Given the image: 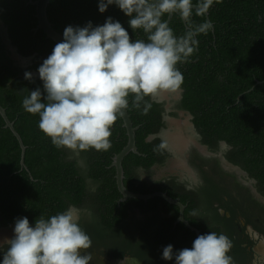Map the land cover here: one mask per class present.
<instances>
[{
  "label": "trees",
  "instance_id": "trees-1",
  "mask_svg": "<svg viewBox=\"0 0 264 264\" xmlns=\"http://www.w3.org/2000/svg\"><path fill=\"white\" fill-rule=\"evenodd\" d=\"M32 1L36 0H0V24L5 30L0 28V105L26 147L22 168L20 145L0 116V228L15 226L21 217L34 226L40 215L48 218L76 206L91 212L80 221L92 240L81 255L94 252L114 264L126 258L175 264V255L172 260L162 258L163 249L172 245L174 254L191 249L197 236L182 222L176 223L179 208L160 197L120 201L111 164L127 144L121 116L110 129L107 151L89 149L75 156L56 148L38 128L39 115L23 109L29 92L40 88L44 94L39 76L28 80L24 74L38 73L56 45L35 30ZM99 2L50 0L47 17L61 35L67 26L84 27L89 22L102 26L111 17L128 32L130 41L147 40L142 29L129 26L130 17L118 6L111 4L101 13ZM192 20L195 24L211 20L214 28L196 37L198 50L190 62L176 66L184 78L179 100L168 109L165 101L149 99L152 107L143 115V105L134 108L132 95L128 97L138 153L130 152L122 161L123 184L133 193L164 192L180 201L185 220L200 235H226L232 241L228 255L234 264H252L257 240L247 227L264 237V0H214L207 16L193 13ZM169 27L176 36L184 34L178 14L172 15ZM18 58L30 62L22 67ZM179 112L190 116L207 152L192 149L188 156L198 182L190 184L174 175L147 182L142 174L151 175L172 159L161 135L168 129L166 116L177 118ZM237 168L248 179L238 177ZM137 212L142 219H137ZM2 258L0 249V264Z\"/></svg>",
  "mask_w": 264,
  "mask_h": 264
},
{
  "label": "clouds",
  "instance_id": "clouds-1",
  "mask_svg": "<svg viewBox=\"0 0 264 264\" xmlns=\"http://www.w3.org/2000/svg\"><path fill=\"white\" fill-rule=\"evenodd\" d=\"M213 2L100 0L101 13L115 4L130 17L129 26L142 29L147 40L130 41L128 32L111 17L102 26L93 27L91 22L84 27L67 26L63 41L37 70L43 96L40 88L29 92L23 109L39 115L38 128L56 148L75 156L89 149L107 151L110 129L128 108L130 94L132 106L141 109L143 105L141 114L146 115L152 107L149 99L181 90L184 78L177 64L190 62L198 50L196 37L214 28L211 20L195 24L193 13L205 16ZM172 14L183 20V35L176 36L163 19ZM24 75L32 79L31 73ZM84 215L91 212L69 206L48 218L40 215L34 226L27 217L16 219L13 237L0 243L2 264H89L91 254L81 255V250L92 246L90 236L80 227ZM231 248L226 235L209 232L199 235L191 249L174 254L172 245L166 246L162 258L172 260L175 255V264H234L228 255Z\"/></svg>",
  "mask_w": 264,
  "mask_h": 264
},
{
  "label": "rangeland",
  "instance_id": "rangeland-1",
  "mask_svg": "<svg viewBox=\"0 0 264 264\" xmlns=\"http://www.w3.org/2000/svg\"><path fill=\"white\" fill-rule=\"evenodd\" d=\"M14 57H16L15 53ZM19 59L20 58H18V60ZM28 62H30V59H20L19 61L22 67L26 66ZM157 97L159 100L165 101L167 103L168 109H170L172 104L179 100L180 92L161 93ZM166 121L168 123V129L162 133L161 137L170 147L173 153L172 159L163 168H154L153 172H151V175L142 174L141 178L147 182H153L168 175H174L178 176L180 181H193L195 180L197 173L194 171L193 166H191L190 162L188 161V156H190L192 149H197L203 154H206L207 152L205 148L202 147L198 142L197 133L195 132L189 115L179 112L177 118L166 116ZM224 168L226 170H231L232 167L227 163H224ZM135 216L137 219H142V216L139 212H137ZM13 229L14 226L9 228H0V243H2L5 239H10L13 237ZM257 252L263 254L264 257V241H260ZM263 263L264 261H262L261 264Z\"/></svg>",
  "mask_w": 264,
  "mask_h": 264
},
{
  "label": "water",
  "instance_id": "water-1",
  "mask_svg": "<svg viewBox=\"0 0 264 264\" xmlns=\"http://www.w3.org/2000/svg\"><path fill=\"white\" fill-rule=\"evenodd\" d=\"M50 0H36V1H32L30 2L32 5L35 6V17L37 19V26L35 28V30H41L46 38L52 40L54 43H60L63 41V35H61L59 32H57L52 24L50 23V21L48 20L47 17V6L49 4ZM173 15V14H172ZM172 15L168 18L167 20L169 21L172 17ZM208 15V13L206 14V16ZM32 76L34 77H38L39 74L33 72ZM0 116L2 117V119L4 120L5 123V128H9L10 131L13 133V135L15 136V138L17 139L19 145H20V149H21V161L20 164L22 166V168H25L24 165V152L26 147L23 145L22 143V139L20 137V135L16 132L14 126H13V122H11L6 113H5V109L0 105ZM123 121V127L125 128L126 131V135H127V144L126 146L118 153L114 156L113 160H112V164L111 166H113L115 168V180H116V185H117V189L120 192V194L122 195V198L120 199L121 202L126 201L128 198H132V199H140L143 201H147L148 199L154 198V197H160L162 199H164L166 202L176 205L179 208V216L176 220L177 222H182L184 225H186L190 230L194 231L196 236L198 237L200 235V231L194 227H192L189 222L187 220H185L184 218V209L185 206L178 200L176 199H172L171 197H169L166 193L164 192H154L151 194H140V193H133L128 191L124 184H123V178H124V171H123V167H122V161L124 159V157L129 154L130 152H133L135 154H137V147L135 144V131L137 130L136 127L133 126L132 121L130 120V116L127 112V109L124 110L123 114L120 115ZM222 213V211H221ZM251 232V229H249ZM258 248V247H257ZM257 252V250H255ZM126 264H144L142 262H140L137 258H127L125 260ZM120 264H122V262H120Z\"/></svg>",
  "mask_w": 264,
  "mask_h": 264
},
{
  "label": "flooded vegetation",
  "instance_id": "flooded-vegetation-1",
  "mask_svg": "<svg viewBox=\"0 0 264 264\" xmlns=\"http://www.w3.org/2000/svg\"><path fill=\"white\" fill-rule=\"evenodd\" d=\"M0 28H1V32L2 33H5V30L3 29L2 25L0 24ZM180 92V91H179ZM156 99H158V97H156ZM198 137V135H197ZM163 139V138H162ZM164 140V139H163ZM165 141V140H164ZM165 144H166V150L171 154V156H173V153L170 149V147L168 146L167 142L165 141ZM224 146H222L223 148ZM237 171V175L238 177L240 178H246L248 179V177H246L245 175V172L242 171V169H236ZM240 173V174H238ZM179 178V177H178ZM180 180V179H179ZM193 184H196L198 182V177L196 176L195 180L191 181V180H187ZM251 229V232H249ZM247 232L255 239L257 240V243H256V246L254 247V252H255V256H254V260L252 262V264H261L262 261H264V257H263V254H260L259 252H256L255 250H257V247L259 248V244H260V241L263 240L264 241V237L263 236H260L257 232L253 231L252 228L250 227H247ZM261 238V239H260ZM86 253H82V255H84ZM91 256H92V259L89 261V264H112L113 262L109 261V260H106V259H100L96 253L94 252H90ZM121 261L117 262L116 264H120ZM122 264H126V262L124 261Z\"/></svg>",
  "mask_w": 264,
  "mask_h": 264
},
{
  "label": "bare ground",
  "instance_id": "bare-ground-1",
  "mask_svg": "<svg viewBox=\"0 0 264 264\" xmlns=\"http://www.w3.org/2000/svg\"><path fill=\"white\" fill-rule=\"evenodd\" d=\"M261 241H263V240H261ZM261 247V246H260Z\"/></svg>",
  "mask_w": 264,
  "mask_h": 264
}]
</instances>
